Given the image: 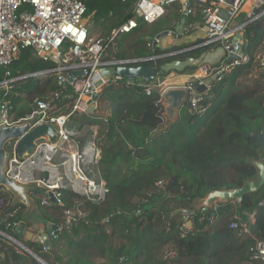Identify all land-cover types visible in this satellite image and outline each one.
<instances>
[{
	"label": "trees",
	"instance_id": "1",
	"mask_svg": "<svg viewBox=\"0 0 264 264\" xmlns=\"http://www.w3.org/2000/svg\"><path fill=\"white\" fill-rule=\"evenodd\" d=\"M83 1L86 17L93 15L95 23L107 30L106 35L133 15V0ZM172 7L155 22L141 21L134 30L120 35L115 55L153 54L148 39L175 29L183 17L179 4ZM145 26L151 27L148 34L125 43ZM263 28V19L247 27V53H254ZM180 47H159L158 51ZM204 50L193 48L179 55L199 56ZM165 62L160 60L159 67ZM51 66L53 63L35 57L30 48L24 49L11 65H0V82L7 70L19 76ZM253 66L249 59L225 73L203 95L199 108L183 107L180 117L162 130L165 118L159 91L147 94L137 85L104 86L99 100L108 106V117L74 114L72 122L80 129L100 126L99 166L109 185L106 199L92 202L63 189L61 203L44 204L38 196L44 189H35L33 196L41 214L57 229L47 251L41 241L21 239L24 244L48 264H264L250 259L251 244L264 241V185L247 194L241 206L220 204L215 218L208 211L196 213L190 227L184 225L186 213L179 211L209 191L240 187L256 176L257 167L251 160L264 159V144L252 133H264V72L247 78ZM57 89L54 77L28 76L17 80L9 93L0 90V100L21 118L34 110V96ZM71 103L70 97L58 101L65 105L64 111ZM24 209V204L12 203L9 192H0V224L4 227L8 222H20ZM68 210L84 214L76 213V221L67 225ZM234 221L245 223L251 234L241 226L233 228ZM8 232L14 234L12 229ZM3 250L0 264H41L8 242H3Z\"/></svg>",
	"mask_w": 264,
	"mask_h": 264
},
{
	"label": "built area",
	"instance_id": "2",
	"mask_svg": "<svg viewBox=\"0 0 264 264\" xmlns=\"http://www.w3.org/2000/svg\"><path fill=\"white\" fill-rule=\"evenodd\" d=\"M175 4L180 5L183 17L186 18L184 34L202 30L204 35L200 39H196L192 45H183L170 51V54L159 52L161 37L178 36L177 27L164 30L165 34L160 32L148 39L147 45L153 54L134 58L115 55L116 40L120 35L131 32L141 21L155 22ZM132 6L133 15L128 21L114 28L109 35L99 37L91 35L86 21L87 5L83 0H0V65H11L24 49L29 48L35 57L53 63L49 68L19 76H12L11 70H7L5 79L0 82V90L9 93L17 80L28 76L54 77L59 84V89L42 97L35 96V108L25 117L18 118L8 103L0 100V128L33 119V126L52 123L58 130L56 142L42 141L31 154L23 158L17 150L19 139L10 140L7 144V149L11 152L7 176L23 184L36 183L39 188L44 189L41 195L44 204L51 201L48 196L50 191L54 193L57 203L62 202L63 189H70L92 202L105 200L109 192V185L99 166L101 148L98 131L82 139L81 129L72 122L74 114H93L97 118L106 119L110 110L99 100L104 86L137 85L144 88L147 94H151L156 88L161 98L168 88L158 80L161 76L154 82L118 74L103 78L100 69L129 66L135 62L142 64L147 59L158 60L169 55L187 53L193 48L214 50L221 47L226 51L225 58L216 65L202 67L205 76L199 81L202 83L205 78L213 75L220 80L225 73L244 62L242 56L232 61L227 58L231 54H245L247 27L259 19L264 20V0H133ZM253 62L254 66L247 76L249 79L264 72V49ZM76 71L82 73L76 74ZM100 79L101 85L98 84ZM193 82L183 87L189 91V105L196 110L200 107L203 95L208 92L200 94ZM212 86H209V91ZM65 97L72 99L68 111H64L65 105L58 104ZM92 106L94 112L90 113ZM93 127L100 126L90 125V128ZM219 205L215 204V211ZM76 213L84 214L80 210L66 212L67 225L76 221ZM195 214L186 213L185 227ZM18 223L8 222L5 227L1 224L0 240L8 242L18 251H26L14 240V235L8 232V229L14 230ZM231 226H241L251 234L245 223L234 221ZM55 231L56 229L51 237L56 234ZM49 247L43 243L44 251ZM250 250L251 260L264 263V241L255 240ZM38 258L41 264H48L41 257Z\"/></svg>",
	"mask_w": 264,
	"mask_h": 264
},
{
	"label": "water",
	"instance_id": "3",
	"mask_svg": "<svg viewBox=\"0 0 264 264\" xmlns=\"http://www.w3.org/2000/svg\"><path fill=\"white\" fill-rule=\"evenodd\" d=\"M186 18L181 19L177 31L183 34V26ZM163 31L162 34H165ZM244 53L231 54L227 59L232 61L236 58L243 57V60H247V56H243ZM226 51L218 47L214 50H206L199 56L189 57L185 60L175 59L163 63L160 67H156L153 64H137L136 62L131 65H124L118 67H108L100 69V74L103 78H109L114 74L143 78L148 82H154L159 76L167 75L172 70L183 71L188 67L202 66L207 67L210 65H216L224 59ZM76 74H81V71H76ZM217 80V76H209L201 81L197 80L193 82L194 87L197 91L205 93L208 91L210 85H213ZM98 84H102V80H98ZM154 91H157L155 88ZM189 91L184 87H169L162 95V104L164 106L163 116L165 118L164 124L159 130H162L169 126L172 122L176 121L180 117V113L183 107L189 106L188 102ZM90 113L94 112V106L89 109ZM34 120L27 119L21 122L15 123L10 126H4L0 128V192H9L12 196V203H22L25 205L22 220L18 223L14 229V240L19 242L22 247L39 260V256L29 249L18 237H23L28 240H32L34 231L28 229V222L34 220L37 214H41L38 207V203L33 196V191L37 188L36 183L23 184L11 179L7 176L6 171L8 169L9 159L11 152L7 149V144L10 140L19 139L17 144V150L20 157H25L31 154L36 145L42 141L56 142L59 136L58 130L52 123H42L33 126ZM253 137H256L260 142L264 144V133H252ZM252 164L257 167V174L252 179H247L240 187L236 188H224L220 190L209 191L204 197L196 198L189 205L188 208L181 209L184 213H200L208 211L212 218L217 216L214 206L218 204L236 203L239 206L242 205L244 197L249 194L256 192L264 185V159L262 160H251ZM48 196L52 202H57L54 193L50 191ZM187 223V227L192 225L193 220ZM47 225V231L40 235L44 245H51V234L53 230L57 229V225L45 220ZM2 225H0V229ZM0 251L5 256L2 247V241L0 240ZM40 261V260H39ZM45 264V263H43ZM124 264V261L121 262Z\"/></svg>",
	"mask_w": 264,
	"mask_h": 264
},
{
	"label": "crops",
	"instance_id": "4",
	"mask_svg": "<svg viewBox=\"0 0 264 264\" xmlns=\"http://www.w3.org/2000/svg\"><path fill=\"white\" fill-rule=\"evenodd\" d=\"M173 8L174 7H172L171 9H173ZM180 23H181V20H180L179 23H176V25H175L176 27L175 28H177ZM262 32H263L262 33L263 35L261 37V40L259 41V43H257L256 48L253 51L254 52L253 54L247 53V51L245 50V47H244L245 54L243 56H247V60H244V61H248L249 59L255 60L256 57L263 51V49H264L263 48L264 28H263ZM203 35H204V32L202 30L197 31V32H193V33H190V34H184V32H183V34L179 33L178 36L163 35L161 37V45H160V47H162L163 49H168V48H172L174 46H179V45H182V44H184V45L185 44H190L192 42H196V39L197 40L200 39ZM245 37H246V33H245ZM246 45H247V38H246ZM259 48L260 49L263 48V49H261V51H260ZM258 51H260V52L258 53ZM189 57H195V56H190L189 55V56H186L184 58H181L179 56V57H177L175 59L185 60V59H187ZM175 59H171L169 61H172V60H175ZM189 68H191V67H188V68H186L183 71L172 70L167 75H163L161 77L159 76L160 78L158 80L163 82V83H165L168 88L169 87H175V86L183 87L184 85H186V84H188L190 82L197 81L199 79L202 80L203 77L205 76L202 73V66H200L199 69H197L195 71H192V72L191 71H186ZM207 92L208 93L210 92L209 88H208ZM99 129H100V127L99 128L98 127L90 128V125H86V126H84L81 129V136H82V138H85L87 135H90V134H93L94 132L99 131ZM41 195L42 194H40L38 196L41 198ZM44 219L45 218L43 217L42 214H37L36 217L34 218V220L28 222V229L34 231V235H33L32 240L43 242L41 237H40V235L43 234L48 229ZM18 239L21 242H23V240H21V239H24V241L28 240V239H25L23 237H20V238L18 237ZM3 242H5V241H2V247H3ZM3 252H4V250H3ZM0 256L3 257L1 251H0Z\"/></svg>",
	"mask_w": 264,
	"mask_h": 264
},
{
	"label": "rangeland",
	"instance_id": "5",
	"mask_svg": "<svg viewBox=\"0 0 264 264\" xmlns=\"http://www.w3.org/2000/svg\"><path fill=\"white\" fill-rule=\"evenodd\" d=\"M171 10H172V9H171ZM86 21H87V23H88V25H89V27H90V32H91V35H92V36H99V37H104V36H106V34H107V30L104 29L102 26L97 25V24L95 23L93 15H91L90 17H87V18H86ZM150 29H151L150 26H145V27H143L142 30L136 32L135 34H132V36H131L130 38H128V39L126 40L125 43L127 44V43H129V42H131V41H133V40L138 39V38H139L140 36H142V35L148 34ZM182 45H184V44H182ZM182 45H179V46H182ZM160 48H162V47H160ZM261 49H263V48H261ZM261 49L259 48L260 51H261ZM205 50H208V49H205ZM205 50H204V51H205ZM116 51H117V49H116ZM118 51H120V50H118ZM260 51H258V53H259ZM201 53H202V52H201ZM197 69H199V66L191 67V68H189V69L186 70V71H191V72H192V71H195V70H197ZM34 97H35V96H34ZM188 207H189V206H188Z\"/></svg>",
	"mask_w": 264,
	"mask_h": 264
},
{
	"label": "flooded vegetation",
	"instance_id": "6",
	"mask_svg": "<svg viewBox=\"0 0 264 264\" xmlns=\"http://www.w3.org/2000/svg\"><path fill=\"white\" fill-rule=\"evenodd\" d=\"M165 54H170L169 52H167V53H165ZM179 55V54H178ZM169 55V56H167V57H170V58H166V57H163V58H161V59H158V60H152V59H147V61H145V62H143V64H153V65H155L156 67H159V65H158V62L160 61V60H165V61H169V60H171V59H175V58H177V57H179V56H181V55Z\"/></svg>",
	"mask_w": 264,
	"mask_h": 264
}]
</instances>
